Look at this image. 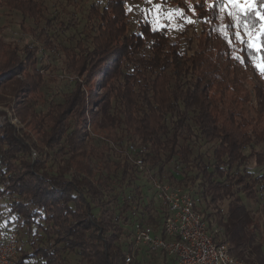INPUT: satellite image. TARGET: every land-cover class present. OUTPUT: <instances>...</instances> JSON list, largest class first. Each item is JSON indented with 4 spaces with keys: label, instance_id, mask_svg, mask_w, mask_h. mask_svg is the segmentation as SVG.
Listing matches in <instances>:
<instances>
[{
    "label": "trees",
    "instance_id": "trees-1",
    "mask_svg": "<svg viewBox=\"0 0 264 264\" xmlns=\"http://www.w3.org/2000/svg\"><path fill=\"white\" fill-rule=\"evenodd\" d=\"M126 1L91 4L85 35L66 46L56 43L49 31L76 26L75 19L64 24L55 15L47 16L42 0H0V7L18 11L36 25L21 24L36 41L22 46L5 41L0 27V197L8 196V212L19 229L36 235L30 250L19 240L18 262L68 264L67 254H74L77 264H138L124 262L125 244L119 236L123 225L133 221L131 205H140L131 196L117 205L118 194H111L114 178L103 154L108 147H86L83 142L86 124L101 121L106 129H117L108 139L121 143L130 136L128 142L148 146L145 160L159 172L170 161L194 169L193 176L179 178L173 171L168 176L186 188L185 180L197 186L213 217L205 216L200 204L198 208L205 219L212 217L209 226L220 228L232 255L263 264L262 246L255 242L258 225L239 193L254 199L264 183V173L252 177L243 170L251 158L264 164V153L256 149L264 143V81L252 82L249 91L236 87L227 61L249 65L264 79L254 67L262 53L247 43L262 30L264 0H254V7L246 10L228 8L224 0L191 2L186 11L193 10L206 23L195 48L193 39L182 46L168 28H154L146 20L130 29ZM247 12L251 15L245 24L240 15ZM212 27L220 30L224 42H206ZM37 42L61 53V78L67 87L61 101L39 112L35 105L43 100L46 79L37 66ZM6 109L23 127L10 123ZM202 142L214 145L211 171L198 151ZM31 147L39 153L35 159ZM90 156L96 157L95 163ZM114 165L120 169V182L131 185L135 176L129 159ZM139 187H134L136 192ZM192 195L197 198L194 191ZM246 249L253 257L245 255Z\"/></svg>",
    "mask_w": 264,
    "mask_h": 264
},
{
    "label": "rangeland",
    "instance_id": "rangeland-1",
    "mask_svg": "<svg viewBox=\"0 0 264 264\" xmlns=\"http://www.w3.org/2000/svg\"><path fill=\"white\" fill-rule=\"evenodd\" d=\"M193 1L197 0H179V2H176L175 0H169L166 2L164 0H127L125 5L129 14L130 29H134L136 27L138 20H146L154 28H168L171 38L180 42L182 46L188 45L189 38L193 39L191 47L195 48L196 42L198 40V34H200L202 27H204V24L206 23L203 19L197 18L194 15L193 10L186 11V8ZM201 1L203 4L208 5L211 0ZM42 2L46 7L45 14L47 16L55 15L56 20H60L64 22V24L72 18L77 21L76 26H70L64 31H55L53 29L49 31L56 43H61L67 46L74 45L79 37L85 35L87 14L90 5L95 3L99 6H104L106 0H42ZM176 4L179 6L175 7ZM224 4H226L225 6H228V8L229 6H236L241 10H246L254 7V0H252L251 4L242 6L231 4L228 2V0H224ZM177 9H179L180 12H177ZM189 20L192 22H189ZM21 24L31 28H35L36 26L32 19L23 18L20 12L10 10L5 6L0 7V27H3V31L1 33L2 38L8 42H14L19 46L24 45L26 42L36 43L33 38L29 37V35L22 31ZM40 26H42V24ZM263 26L264 21L262 22L261 28H263ZM258 35L256 36L255 40H253V43L257 46H259ZM221 39L220 30L216 29V27H212L211 33L207 35L206 42L216 45L218 41H223ZM37 45L39 47L37 66L43 70L46 79L43 87L41 88V93L44 96L43 100L42 102H39L35 105V109L39 112L45 111L51 102L61 101L63 93L67 91V87L61 78V53L58 50L51 51L47 49L45 46H42L41 42H37ZM254 48L257 49V47ZM227 62H229L227 63L229 66L227 68L230 72V80L232 82L231 78L233 77L236 87H241L242 89L249 91L251 90L250 88L252 82L257 81L258 83H262V81H264L262 76L256 74L255 71L252 70L251 66L240 65L234 61L233 58L229 59ZM50 76H53L56 79L52 80ZM0 108L2 107L0 106ZM6 111L8 113L7 116L10 123L14 124L16 129L23 127V123L18 119V117L15 116V114H13L11 109H6ZM116 132L117 129H106V127L102 126L101 121H96L92 126L90 124V130H87L86 135L83 136V142L86 147H108V149H103V154L107 160L109 171L114 178L112 182L111 194H118V206L121 205L123 200H125L128 196H131V199H133L135 203H139L140 207H138V211L141 213L143 218L148 217L150 218V221H153L151 215L156 214L159 219H162L163 210L161 209L163 208L158 200L152 197L151 181L146 175L137 171L131 161L129 162L132 165V174L135 176V180L131 183V185H126L125 181L120 182V169H118L114 164L123 161L126 158L130 159V154H127L124 146L126 147V145L129 143L128 141H130L131 138L130 136H125L124 138L122 137L121 143H117L114 140L108 139L106 137V135L112 136L116 134ZM119 146H121L120 149H118ZM213 147L214 145L212 143L202 142L198 150L202 154V162L207 165L208 170L210 171L214 168ZM256 149L259 152L264 153V143L257 145ZM38 156L39 153L37 157ZM82 158L83 157L80 156V159ZM89 158L91 162L93 160L94 163L97 160L95 156H90ZM87 159L88 156H85L86 161ZM98 167L96 166V168ZM243 170L250 176L256 177L264 173V164L258 165L256 164L255 160L251 158L245 164ZM163 171H165L168 175L173 171L179 178H183L184 176L189 177L195 174L194 169L190 167L188 168L184 166L183 163L178 161H170L164 166ZM184 182H186V185L184 184L185 186H188L189 189L194 191V195L198 198L200 208L203 210L205 216L209 214L213 217V208L204 204L200 192L197 191V186L192 185L191 182L186 180ZM137 185L140 186L138 192H136L134 189V187ZM259 187L260 186L258 185L257 188ZM239 195L254 217V221L258 225L255 242L260 243L262 246L261 256L263 258L264 264V183L262 185V189L258 190L257 196L254 199L246 198L241 192ZM8 199L9 198L7 195L0 197V225L10 223V221L14 219V215L8 212ZM226 205L227 201L221 204V208L225 210ZM6 217H9L8 220H5ZM212 217L208 216V218H206L207 222H210ZM131 229L132 227L129 224L126 228H124V232H129ZM32 230H34V228H32ZM20 239L21 247L30 250L31 242L36 240V235H33V231L29 232L21 226ZM246 250L244 251L245 255L253 257L254 252L249 249ZM138 253L136 252V258H134L138 264H171L163 253L150 250L145 246H141ZM234 255H236V253H234ZM67 256L69 258L68 264H77L78 257L76 255L67 254ZM258 262L259 261H256L255 264H259Z\"/></svg>",
    "mask_w": 264,
    "mask_h": 264
},
{
    "label": "built area",
    "instance_id": "built-area-1",
    "mask_svg": "<svg viewBox=\"0 0 264 264\" xmlns=\"http://www.w3.org/2000/svg\"><path fill=\"white\" fill-rule=\"evenodd\" d=\"M86 129L90 130L89 122ZM125 149L137 171L151 181L152 197L163 208V218L152 214L153 221H150L148 217H139L137 206L131 205L132 229L119 236L125 244V263L133 262L136 252L145 246L163 253L171 264H250L231 254L229 244L218 226L208 225L191 189L178 184L165 171L159 172L157 167H152L145 160L150 153L148 146L131 141ZM30 153L33 159L38 155L34 147H31ZM19 240L20 229L15 218L10 223L0 225V264H40L36 260L18 262Z\"/></svg>",
    "mask_w": 264,
    "mask_h": 264
},
{
    "label": "snow or ice",
    "instance_id": "snow-or-ice-1",
    "mask_svg": "<svg viewBox=\"0 0 264 264\" xmlns=\"http://www.w3.org/2000/svg\"><path fill=\"white\" fill-rule=\"evenodd\" d=\"M229 3L237 5V6H242V5H246V4H251L252 0H228ZM194 8V6H192ZM214 7V5H213ZM177 12H180L179 9L176 10ZM238 15H240L238 13ZM251 15V12H247L245 15H240V21L244 22L246 24L248 16ZM261 19H264V16L261 17ZM189 22H192L191 20H189ZM232 25H225L224 27H231ZM237 28L240 27V23H237L236 25ZM237 39H241L240 37V33L239 31H237L235 33ZM260 37H261V41L262 43L257 46L255 45L251 40L247 41V43L250 45V47H257V50L261 51V58L260 61L258 63H254V67L262 74L264 75V28H262L261 32H260ZM242 43H245V41L241 40ZM236 59H240V57L236 56L234 57Z\"/></svg>",
    "mask_w": 264,
    "mask_h": 264
}]
</instances>
